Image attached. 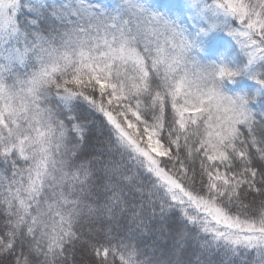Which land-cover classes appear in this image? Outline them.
I'll list each match as a JSON object with an SVG mask.
<instances>
[{"label": "snow or ice", "instance_id": "obj_1", "mask_svg": "<svg viewBox=\"0 0 264 264\" xmlns=\"http://www.w3.org/2000/svg\"><path fill=\"white\" fill-rule=\"evenodd\" d=\"M0 264H264V0H0Z\"/></svg>", "mask_w": 264, "mask_h": 264}]
</instances>
